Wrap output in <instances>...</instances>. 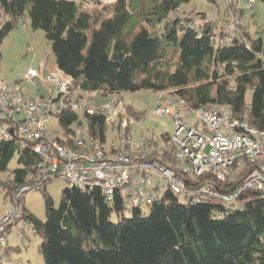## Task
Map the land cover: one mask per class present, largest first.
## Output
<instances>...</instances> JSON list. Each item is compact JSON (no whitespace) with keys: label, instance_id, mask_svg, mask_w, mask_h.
<instances>
[{"label":"trees","instance_id":"trees-1","mask_svg":"<svg viewBox=\"0 0 264 264\" xmlns=\"http://www.w3.org/2000/svg\"><path fill=\"white\" fill-rule=\"evenodd\" d=\"M191 1L116 0L110 8L90 14L84 4L103 0H0V46L26 18L33 30H42L58 71L71 80L67 104L85 92L94 94L90 102L99 107L98 96L124 100L127 94L151 90L181 98L190 111L226 107L233 117L246 116L251 127L264 129V36L245 33L249 46L231 37L222 28L226 9L218 22L195 10L181 18V8ZM197 16L196 23L192 17ZM57 96L55 101L61 97ZM125 108L135 121L144 117L130 104ZM53 120L58 130L50 129L59 142L62 130L72 143L75 130L83 126L90 139L106 145L109 126L101 111L83 115L67 106ZM15 157L17 167L9 170ZM40 162L17 135L1 140L0 174H10L0 179V192L13 202ZM50 183L39 190L46 221L24 206L33 235L41 237L45 264H264L262 190L245 189L229 209L217 200L194 203L167 191L146 212L129 210L120 199L108 204L100 189L83 192L70 185L62 190L56 207L47 192ZM242 185L238 178L215 188L233 195ZM128 211L131 216L126 217ZM18 250L9 242L0 251V264H11Z\"/></svg>","mask_w":264,"mask_h":264},{"label":"built area","instance_id":"built-area-1","mask_svg":"<svg viewBox=\"0 0 264 264\" xmlns=\"http://www.w3.org/2000/svg\"><path fill=\"white\" fill-rule=\"evenodd\" d=\"M225 2L223 31L240 37L249 46L245 33L251 31L243 30L242 17L252 11L256 0ZM258 32L264 36V29ZM37 76L31 71L28 79L33 81ZM47 82L61 95L59 100L55 101L57 95L33 98L20 85L5 83L0 71V133L7 141L17 135L24 147L41 157L36 172L27 176L28 185L14 194V208L0 217V251L8 247L12 234L24 241L35 233L25 214L23 198L45 183L62 181L83 192L100 189L108 204L120 199L127 209L141 211L148 210L167 191L194 203L217 200L226 204V209L245 189L264 191V129L251 127L246 116L239 120L228 108L213 105L190 111L181 98L162 96L153 114L172 118V136L167 135L162 142L143 139L135 143L130 132L135 119L127 112L124 100L114 97L108 104L96 107L90 102L94 94L85 92L67 104L64 99L71 80L51 76ZM67 106L83 115L103 112L108 126L117 127V146L109 148L99 139H90L83 126L75 130L72 143H68L62 130L59 142L50 122ZM191 114H196L193 122ZM6 121L13 125H5ZM152 153L157 158L150 159L148 155ZM238 178L243 185L233 195L215 188L216 184Z\"/></svg>","mask_w":264,"mask_h":264},{"label":"rangeland","instance_id":"rangeland-1","mask_svg":"<svg viewBox=\"0 0 264 264\" xmlns=\"http://www.w3.org/2000/svg\"><path fill=\"white\" fill-rule=\"evenodd\" d=\"M114 4L103 0L102 4L85 3L84 8L90 14L103 11V8H110ZM226 9L225 0H192L190 4L184 6L181 11V18H184L186 13L195 10L198 14H205L206 18L213 22H218L224 18ZM197 23L200 16L192 17ZM254 19L251 21V19ZM244 25L249 27L252 35L258 32V29H264V3L261 0H256V3L251 12L246 13L242 17ZM251 22V23H250ZM1 62L0 71L1 77L8 84H20L28 93L36 92V96H54L56 88L48 85V78L56 75L63 77L59 73L56 66V58L51 49V44L47 41L45 33L42 30H33L28 18L25 19L17 29L13 30L8 37L5 38L0 46ZM30 69L37 73V77L32 81L28 79ZM163 95V94H162ZM165 96V95H163ZM252 93H247V100L250 102ZM160 99V93L151 90L139 91L134 94H127L124 97L126 104L132 105L138 112L144 113V117L135 121L131 128V136L135 143L141 142L143 139L155 140L162 142L167 135L172 136L174 125L170 116H154L153 108ZM112 100L111 97L102 98L98 96L95 100L97 105H106ZM190 120H196V114H191ZM52 130H58V122L53 120L50 124ZM106 146H117V127L109 126L107 130ZM3 136L0 133V141ZM17 157L11 162L9 170H14L17 167ZM8 173L0 174V179L7 176ZM69 187L66 182H52L47 186V192L52 197L54 205L58 207L61 202L62 190ZM183 200L182 197H180ZM25 207L28 211L34 214L42 221H46V207L42 191H31L24 198ZM14 208L13 202L9 197H6L0 192V217L7 211ZM147 212V211H146ZM131 216V212L126 213V217ZM116 221V218H112ZM39 235H32L29 239L21 242L12 235L10 243L13 247H19L18 252L14 253L9 263L13 264L18 261L22 264H45L43 256L39 251L41 244Z\"/></svg>","mask_w":264,"mask_h":264},{"label":"crops","instance_id":"crops-1","mask_svg":"<svg viewBox=\"0 0 264 264\" xmlns=\"http://www.w3.org/2000/svg\"><path fill=\"white\" fill-rule=\"evenodd\" d=\"M184 9V7H182L181 8V11ZM181 11H180V13H181ZM182 14V13H181ZM251 21H252V19H251ZM251 23V22H250ZM242 24H243V22H242ZM244 25V24H243ZM245 26V28H247V29H249V27H247V25H244ZM58 70V69H57ZM31 71H34L33 69H30V72ZM60 73V72H59ZM61 74V73H60ZM53 76H56V75H53ZM20 87L25 91V92H27L28 93V91H27V89H25L22 85H20ZM29 94V93H28ZM30 95H32L33 97H35V98H38L39 96H36V92H32ZM40 97H44V96H40ZM160 97H162V95H160ZM30 212V211H29ZM10 246L11 247H13L12 245H11V243H10ZM17 247V246H16Z\"/></svg>","mask_w":264,"mask_h":264},{"label":"bare ground","instance_id":"bare-ground-1","mask_svg":"<svg viewBox=\"0 0 264 264\" xmlns=\"http://www.w3.org/2000/svg\"><path fill=\"white\" fill-rule=\"evenodd\" d=\"M141 211V210H140Z\"/></svg>","mask_w":264,"mask_h":264}]
</instances>
